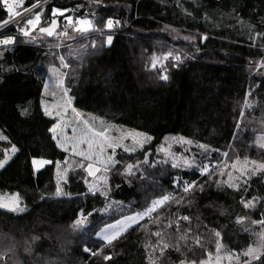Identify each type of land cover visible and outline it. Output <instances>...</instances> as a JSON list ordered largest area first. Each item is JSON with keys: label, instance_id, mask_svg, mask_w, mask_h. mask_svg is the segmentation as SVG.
I'll use <instances>...</instances> for the list:
<instances>
[{"label": "trees", "instance_id": "1", "mask_svg": "<svg viewBox=\"0 0 264 264\" xmlns=\"http://www.w3.org/2000/svg\"><path fill=\"white\" fill-rule=\"evenodd\" d=\"M35 3L24 0L21 9ZM53 8L67 9L66 16L88 17L98 30L66 42L39 33V26L31 35L35 39L27 38L16 24L11 27L17 32L14 42L0 48V131L8 137L0 140V157L12 145L18 149L0 168V192L19 194L25 209H0V264H147L144 245L157 237L132 225L103 248L112 257L104 261L92 255L104 244L97 231L120 216L142 211L163 194H176L178 186L193 180L203 190L197 187L181 205L169 202L153 213L161 217L160 228L176 216L191 218L179 221V232L175 224L164 230L172 245L185 229L191 232L187 246L181 241L179 252L170 247L160 264L204 259L216 249L213 229L221 233L224 248L243 251L254 245L264 230L251 223L264 218V174L252 176L239 190L217 187L214 181L227 179L226 174L219 176V167L236 157L264 161V149L255 144L264 135V66L256 67L264 58V0H50L36 10H42L40 26L50 24ZM7 15L0 4V19ZM58 17L62 32L65 20ZM109 18L120 24L105 28ZM168 52L180 60L163 59ZM60 57L69 68L61 67ZM50 66L66 73L65 84L78 110L153 138L133 153L118 149L121 163L95 192L85 183L86 172L76 167L79 160L59 148L49 132L55 119L44 115L41 101ZM161 74L168 79H160ZM246 98L251 107H245ZM176 136L194 141L175 147L191 157V167L174 168L157 152L166 137ZM197 142L219 151L206 157ZM144 153L148 163H143ZM65 157L74 164L57 195L55 162L63 169ZM33 158L53 163L34 170ZM127 164L136 165L134 174L124 171ZM204 164L212 166L210 172L216 169L211 180L199 173ZM242 197L258 198L256 206L244 208ZM81 216L86 222L73 227ZM238 216L248 219L237 223ZM139 223L157 230L148 218ZM196 235L203 237L202 247L193 244ZM33 236L39 239L33 241Z\"/></svg>", "mask_w": 264, "mask_h": 264}, {"label": "snow or ice", "instance_id": "2", "mask_svg": "<svg viewBox=\"0 0 264 264\" xmlns=\"http://www.w3.org/2000/svg\"><path fill=\"white\" fill-rule=\"evenodd\" d=\"M39 2V0H37ZM98 2V0H97ZM24 3V0H0V4L6 9L8 18L0 19V27L6 26L9 23L15 22L18 26L23 24V27H18V30L25 37L29 36L33 30L37 29L41 34H45L49 37L54 35L67 37L69 35L68 30L71 29L72 32L76 33H85L95 29L93 22L87 18L77 17L73 18L72 16H64V12L67 9H52L53 19L51 23L44 27L41 25V13L39 11L32 13L29 17L22 16L20 11H17ZM36 4L31 6V9L36 8ZM31 9L25 8L24 13H30ZM56 16H63L65 23V30L62 32H58V22L55 18ZM16 17H21L20 20H16ZM119 20H113L112 18L107 19L104 22V27L107 29H112L115 26L119 25ZM206 38V37H205ZM35 39V37H33ZM185 40L194 39V37H184ZM14 38L12 36H5L3 39H0V44L9 45L13 43ZM107 42H112V36L109 35L107 37ZM171 57L173 60L179 61L180 57L178 55H173V53L168 52L164 54L163 59H168ZM61 67L69 68L70 65L64 62V58L60 57ZM162 63V61H161ZM157 59L154 57L152 61L153 67H156ZM264 66V58L262 61L256 63V67ZM48 71L56 78L55 84L58 89L61 90L62 95L60 101L54 102L53 104H48L44 100L41 101V106L43 108V112L45 116L56 117V122L52 124L49 128V132L52 133L53 140L56 141L57 146L59 148L64 149L65 151H70L72 156L80 157L81 159L76 162V167L82 168L83 171L87 173L88 176L93 177L96 180H106L104 176H98V173H107L117 164L121 163L117 157V149H121L125 153H133L138 149L144 147L149 141L153 138L147 132L139 131L137 129H126L122 126H104V122L100 121L101 127L97 129L94 123H90L88 120L82 119V113L73 106V97L69 95V90L64 87V77L66 73H61L59 69L55 67H49ZM166 71V69H165ZM160 79L167 80L168 76L166 74H161ZM45 88H48V84H45ZM55 97L56 93H52ZM245 107H251L247 98L245 99ZM71 111L73 118L76 121H80L84 125L83 130H78L77 128H73V132L79 134H74L69 137L64 134L63 129L69 126V120L67 119L68 111ZM24 114V113H22ZM245 115L244 111H240V116L243 117ZM95 120V118H92ZM239 121L237 122V127H239ZM113 131L117 134H113ZM8 137L0 133V140H7ZM166 141H170L168 146L165 147L163 145L157 147L158 153H164L165 157H170L173 160L172 166L178 167L180 166L177 162L182 159L183 165L186 167H191L194 161H190L188 159H183L177 157L175 153L171 151L172 144H181V145H192L194 143L193 140L187 139L183 136L179 137H166ZM130 142V143H129ZM255 144L257 147L264 149V135H258L255 140ZM82 145H86V147H82ZM70 146V147H69ZM196 146L203 150L204 155L207 157L211 151H219L218 149H210L209 145L196 143ZM111 150L110 152L108 150ZM18 149L15 145H12L10 149H4V158L0 159V167H3L4 164L10 159V154H14ZM224 156H228V153H222ZM145 160L143 163H148V155L144 153ZM53 163L50 160L45 159H35L33 158L32 164L34 169L43 167L45 164ZM65 164H68V157H65ZM140 163L139 161L137 162ZM56 164V179H57V188L56 194L61 195L62 190L60 187L61 181H67V173L69 169L72 167L71 164H68V167L61 168V162L57 160ZM136 165L127 164L125 165L124 171L132 175L133 169ZM210 164H204L202 167H198L199 173L201 176L208 175L209 180L212 179L213 174L216 169L213 167V171L210 172ZM231 169L225 173L226 169ZM219 176L227 175V179H217L214 182L217 187L226 186L228 188L239 190L242 184H247L252 176L264 174V161H257L254 159H250L245 156L243 160L240 157H236L235 160L229 163L224 162L222 166L219 167ZM85 183L89 184V190L92 192L97 191V185L94 183H89L85 180ZM179 192L176 194L166 193L159 196L156 199H153L149 204H147L142 211L136 212L130 216H125L122 220L117 221L113 225H106L105 229H102L101 232H98L96 235L101 237L104 244L100 249L92 252L93 256L101 255L104 261H110L112 259L110 254H104L103 248L105 246L111 245L113 241L117 240L121 234L127 231L132 225H138L142 230L146 232V234L150 233L151 236L157 237L155 243L148 242L144 245L145 251L149 254L146 256L147 264H160L161 259L165 255V251L170 247H175L176 251L181 250V241L185 242V246H187V241L190 238L189 233L191 229H185L183 233L179 234L177 238V242L172 245L165 241L164 239V230L167 228H171L173 224L176 225L177 232L180 230L179 221H190L189 216H176L174 219H170L166 224H164L163 228H160V224L162 223L161 217L159 215L153 216V213H157V211L164 206H166L169 202H175L176 205H181L186 201V198L190 196L197 187L203 190L202 185H198V182L193 180L190 182H185L184 185L178 186ZM247 189L245 188V191ZM102 195L107 196V192L101 193ZM256 197L252 199L245 200L243 197L241 198L240 203L244 206V208H254L257 202ZM0 209H7L11 212H23L25 209L21 206V197L19 194H12L11 196H0ZM148 218L149 224L155 223L157 225L156 231H151L148 224H140L139 222ZM87 217L81 216L77 220L73 222V227H80L86 222ZM247 217L238 216L236 218L237 223H243ZM251 223L253 225H260L262 229H264V218L260 220H252ZM212 234L217 237L216 240V254L215 260L212 258V253H208L207 259H201L199 261L196 260H186L182 259L178 262V264H221L223 259H227L229 264H253V262H260V264H264V230H262L259 234L260 243L256 246L249 245L246 250L241 251L237 254L228 253L226 256H221V250L223 245L219 239L221 233L217 230H211ZM193 240V244L195 246L202 247L203 237L200 235H196L191 237ZM39 239L37 236H33L32 240L35 241ZM151 249V252H149ZM85 251H90L87 247L84 249ZM26 252H30L31 248H26ZM159 253V255H157ZM0 259H3V256H0Z\"/></svg>", "mask_w": 264, "mask_h": 264}, {"label": "rangeland", "instance_id": "3", "mask_svg": "<svg viewBox=\"0 0 264 264\" xmlns=\"http://www.w3.org/2000/svg\"><path fill=\"white\" fill-rule=\"evenodd\" d=\"M21 10V7L20 8H18L17 9V11H20ZM34 12H37V11H34ZM33 12V13H34ZM40 13H41V19H42V17H43V14H42V10H40L39 11ZM66 12V11H65ZM65 12H64V15L66 16V14H65ZM51 14H52V11H51ZM31 15V14H30ZM29 15V16H30ZM29 16H27V17H29ZM67 16H74V13L73 12H71V14H69V15H67ZM53 17V16H52ZM78 17V15L77 16H74L73 18H77ZM82 18H87V19H89L88 17H82ZM66 23V21L64 22V24ZM24 25L23 24H21L19 27H23ZM58 29L59 28H57V31H58ZM65 30V29H64ZM63 30V31H64ZM70 30V29H69ZM17 31H18V33H20L19 32V30L17 29ZM34 31V30H33ZM58 32H60V31H58ZM21 34V33H20ZM84 34H88V32H85V33H76V32H72V35H68L67 37H63V36H54V37H56V38H58L57 40L58 41H69V40H72V41H74V40H76V39H78L79 37H83L84 36ZM23 35V34H22ZM32 35V33L29 35V36H27V38H31V37H36L37 35H35V34H33V36H31ZM24 36V35H23ZM41 37V36H40ZM43 37V36H42ZM108 37V36H107ZM107 37H106V39H107ZM55 39V38H54ZM42 41H45L43 38H42ZM54 41H56V40H54ZM57 42V41H56ZM2 46H5V45H2ZM2 46H0V48L2 47ZM61 68V67H60ZM62 73H64V71L62 70ZM55 77L50 73V72H48V74H47V78H46V82H45V84L47 83L48 84V88L46 89L45 88V86H44V91H43V93H44V96L42 97V100H44L45 102H47L48 104H53L54 102H57V101H60V99H61V95H62V92H61V90L60 89H58L57 87H56V84H55ZM64 81H65V77H64ZM64 87H66V84H65V82H64ZM67 88V87H66ZM52 93H56V95H55V97L53 96V94ZM80 111V110H79ZM81 113H82V119L83 120H88L90 123H94V125H95V127L97 128V129H99L100 127H101V124H100V121H103L104 122V126H109V125H111V126H116V125H114V124H112V123H109V122H106V121H104L103 119H101V118H99L98 116H96L95 114H92V113H87V112H83V111H80ZM54 119H55V122H56V117L55 116H52ZM95 118V120H93L92 118ZM67 119L69 120V126L68 127H65L64 129H63V132H64V134L65 135H67V136H69V137H71V136H73L74 134H79V132H77V133H74L73 132V128L75 127V128H77L78 130H83L84 129V125H83V123L82 122H80V121H76L74 118H73V115H72V113H71V111L69 110L68 111V114H67ZM54 122V123H55ZM117 127H119V126H117ZM0 133H1V131H0ZM113 134H117V133H115V131H113ZM51 135H52V133H51ZM177 137V136H176ZM170 138V137H169ZM55 141V140H54ZM170 141H166V140H164V144L165 145H163V146H165V147H167L168 146V143H169ZM55 143H56V141H55ZM130 143V142H129ZM56 145H57V143H56ZM182 145L181 144H172L171 145V151L173 152V153H175L176 154V156L177 157H180V158H183V159H188V160H190V161H192V159H191V157H188V156H186V155H184L182 152H180V151H178L175 147H181ZM70 147V146H69ZM82 147H86V145H82ZM11 148V147H10ZM10 148H8V149H10ZM62 149V148H61ZM64 150V149H63ZM109 152L111 151L110 149L108 150ZM117 151H118V149H117ZM70 155H71V152L70 151H67ZM11 155L12 154H10V157H11ZM160 155L162 156V158H164V159H168V161L170 162V164L172 165L173 164V160L170 158V157H168V158H166L165 157V155H164V153H160ZM72 156V155H71ZM72 157H75V156H72ZM4 158V150H3V156L2 157H0V159H3ZM75 158H77L78 160H80L81 158L80 157H75ZM35 159H44V158H35ZM33 160V159H32ZM45 160H48V159H45ZM178 163H179V165L180 166H184L183 165V162H182V159L181 160H178L177 161ZM71 165L72 164H74V160L72 159L71 160ZM46 165V164H45ZM32 166H33V164H32ZM66 167H68V165H66ZM1 168V167H0ZM34 168V167H33ZM40 168H42V167H39V168H35L34 170H38V169H40ZM86 175H87V173H86ZM107 175H108V172L107 173H98V176H104V177H106V179H107ZM87 181L89 182V183H94V184H96L97 185V190L98 189H100V185L103 183V182H105L106 180H96V179H94L93 177H90V176H88L87 175ZM87 185H88V188H89V184L87 183ZM12 194H17V193H4V192H0V196H11ZM21 206L23 207V205H22V203H21ZM7 210V209H6ZM15 213H19V212H15ZM132 214H134V213H131V214H129V215H126V216H130V215H132ZM123 217H125V215H123V216H120L119 217V219H117V220H115L114 222H111V223H108V224H106V225H113V224H115L117 221H120V220H122V218ZM106 225H104L100 230H98L97 231V233L98 232H101V230L102 229H105V226ZM96 233V234H97ZM97 236V235H96ZM98 238H100L101 239V237H99V236H97ZM101 241H103L102 239H101ZM260 243V239H259V236H258V240L256 241V243L253 245V246H256V245H258ZM223 245V244H222ZM241 251H233V250H230V249H228V248H224V246H223V248H222V250H221V253H220V255L223 257V256H226L228 253H232V254H237V253H240ZM215 254H216V249H215V251L212 253V258H213V260H215ZM207 257H208V255L204 258V259H207ZM189 261H191V260H189ZM221 264H229V261L227 260V259H223L222 261H221ZM233 264H235V262H233Z\"/></svg>", "mask_w": 264, "mask_h": 264}, {"label": "built area", "instance_id": "4", "mask_svg": "<svg viewBox=\"0 0 264 264\" xmlns=\"http://www.w3.org/2000/svg\"><path fill=\"white\" fill-rule=\"evenodd\" d=\"M49 1L50 0H39V2L35 3L37 5L35 9H31L32 5H30L28 7H25V8L31 9L30 13L25 14L24 13V9L25 8L21 9L20 12H21L22 16L26 17V16L32 14L38 8L44 6ZM7 18H8V15H7ZM20 19H21V17H16V20H20ZM14 25H16V23L12 22V23H9L6 26L0 27V39H3L5 36H12L14 38V40H15V36L17 35V32L14 29L13 30L11 29V27H13ZM14 40H13V42H14ZM2 45L3 44H0V46H2Z\"/></svg>", "mask_w": 264, "mask_h": 264}, {"label": "water", "instance_id": "5", "mask_svg": "<svg viewBox=\"0 0 264 264\" xmlns=\"http://www.w3.org/2000/svg\"><path fill=\"white\" fill-rule=\"evenodd\" d=\"M55 18L57 19V22H58V20H59V17H58V16H56ZM52 19H53V17L51 18V20H52ZM50 23H51V22H50Z\"/></svg>", "mask_w": 264, "mask_h": 264}, {"label": "bare ground", "instance_id": "6", "mask_svg": "<svg viewBox=\"0 0 264 264\" xmlns=\"http://www.w3.org/2000/svg\"><path fill=\"white\" fill-rule=\"evenodd\" d=\"M29 16V15H28Z\"/></svg>", "mask_w": 264, "mask_h": 264}]
</instances>
